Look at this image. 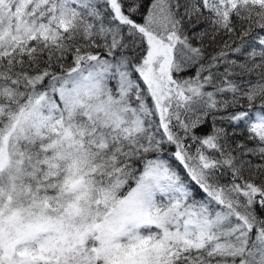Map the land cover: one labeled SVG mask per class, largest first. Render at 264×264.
Wrapping results in <instances>:
<instances>
[{
    "label": "snow or ice",
    "instance_id": "6c2138e0",
    "mask_svg": "<svg viewBox=\"0 0 264 264\" xmlns=\"http://www.w3.org/2000/svg\"><path fill=\"white\" fill-rule=\"evenodd\" d=\"M0 264H264V0H0Z\"/></svg>",
    "mask_w": 264,
    "mask_h": 264
}]
</instances>
